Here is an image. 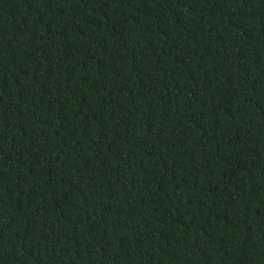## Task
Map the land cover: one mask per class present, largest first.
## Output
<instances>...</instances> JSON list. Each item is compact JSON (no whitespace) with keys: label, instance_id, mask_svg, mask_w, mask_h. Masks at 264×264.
<instances>
[{"label":"trees","instance_id":"trees-1","mask_svg":"<svg viewBox=\"0 0 264 264\" xmlns=\"http://www.w3.org/2000/svg\"><path fill=\"white\" fill-rule=\"evenodd\" d=\"M0 264H264V0H0Z\"/></svg>","mask_w":264,"mask_h":264}]
</instances>
